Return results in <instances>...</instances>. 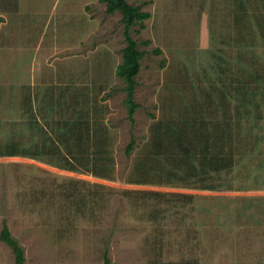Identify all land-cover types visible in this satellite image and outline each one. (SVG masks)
Segmentation results:
<instances>
[{
  "label": "rangeland",
  "instance_id": "obj_1",
  "mask_svg": "<svg viewBox=\"0 0 264 264\" xmlns=\"http://www.w3.org/2000/svg\"><path fill=\"white\" fill-rule=\"evenodd\" d=\"M129 3L151 13L133 121L119 12L0 0V146L30 153L0 155V233L26 264H264V0Z\"/></svg>",
  "mask_w": 264,
  "mask_h": 264
},
{
  "label": "trees",
  "instance_id": "obj_2",
  "mask_svg": "<svg viewBox=\"0 0 264 264\" xmlns=\"http://www.w3.org/2000/svg\"><path fill=\"white\" fill-rule=\"evenodd\" d=\"M106 3V11L108 14H114L119 12L122 15L123 23V35L126 40V46L123 49V60L117 70L118 77L125 83L124 90L126 92L125 105L128 110L129 118L133 121V116L139 107L135 100L136 87L138 85L137 77L140 73L141 62L145 55V51L139 49V45L132 36V28L140 26L141 29L145 28V21L151 18V13L142 11L140 7L133 6L129 3V0H101ZM148 44V41H145ZM158 52V51H157ZM135 143L132 141L127 149V153H131L134 149ZM22 145L10 143L5 148L0 146V155L16 156V155H30L26 148H22ZM183 148H187V145H183ZM204 152L209 153L208 146L202 149ZM206 150V151H205ZM34 154L32 156H36ZM200 168H206L210 166L216 172L231 169L234 167L233 159L226 156L209 157L204 155L198 159ZM70 162V160H69ZM75 163H71L68 168L75 169ZM196 169L195 167H193ZM201 170V176H202ZM206 173V172H204ZM205 180H202L203 183ZM213 184V183H210ZM204 189L215 190L214 187H203ZM149 194L157 199L165 197V193L150 191ZM177 196V195H175ZM183 200L189 201L193 198L192 195H178ZM167 197V196H166ZM0 240L9 246L14 254L15 264H26V255L22 245L16 240L11 232L9 225L5 222L0 233ZM105 264H110L108 256L105 257Z\"/></svg>",
  "mask_w": 264,
  "mask_h": 264
}]
</instances>
